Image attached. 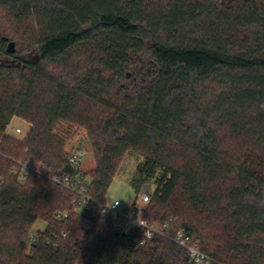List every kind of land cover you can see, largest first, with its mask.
Masks as SVG:
<instances>
[{
  "label": "trees",
  "instance_id": "trees-1",
  "mask_svg": "<svg viewBox=\"0 0 264 264\" xmlns=\"http://www.w3.org/2000/svg\"><path fill=\"white\" fill-rule=\"evenodd\" d=\"M0 6L31 28L26 50L37 55L17 45L9 53L13 39L0 36V57L17 59L0 62V264H194L166 237L180 227L210 264H264V0ZM14 117L32 123L22 140L5 133ZM62 121L88 132L95 167L78 182L98 201L128 152L143 157L130 184L139 193L155 182L144 217L173 218L166 235L141 243L142 228L123 233L89 207L75 210L74 192L41 172L18 180L16 161L44 164L52 176L78 172L56 133ZM38 219L47 226L34 241Z\"/></svg>",
  "mask_w": 264,
  "mask_h": 264
},
{
  "label": "built area",
  "instance_id": "built-area-1",
  "mask_svg": "<svg viewBox=\"0 0 264 264\" xmlns=\"http://www.w3.org/2000/svg\"><path fill=\"white\" fill-rule=\"evenodd\" d=\"M17 136H26V131L22 126L12 125L10 122L5 130L6 134ZM68 159L70 164L78 171L73 176L70 175H50L49 170L44 164H40L39 168L32 167L30 160L16 161L17 166L13 168V173L17 175L18 180L22 183L26 181L29 175V171L41 172V174L50 178L52 181L62 185L68 190L74 192L75 197L73 200V206L75 210L81 211L84 208L89 207L94 213H96L103 222L112 220L113 224L117 226L123 233H129L134 227H140L144 230V237L140 241L144 243L147 239L152 238L155 234L166 235L165 230L172 226L174 219L171 218L163 223H149L145 217V210L147 204L151 201L153 191L148 188L144 192H139L132 202L129 204H122L120 199H114L112 202H101L88 194V188L86 184H79L78 179L82 172V164L88 154V151L82 148H77L68 152ZM4 177L0 174V186L4 183ZM69 214V211H57L56 217L63 218ZM66 232L60 233L61 237H66ZM31 239L36 241L39 239L38 230L32 229ZM171 241L177 245L186 249L191 256L194 264H210L213 262V257L200 249L199 244L193 241L189 231L180 227L174 230L171 235H166Z\"/></svg>",
  "mask_w": 264,
  "mask_h": 264
},
{
  "label": "rangeland",
  "instance_id": "rangeland-1",
  "mask_svg": "<svg viewBox=\"0 0 264 264\" xmlns=\"http://www.w3.org/2000/svg\"><path fill=\"white\" fill-rule=\"evenodd\" d=\"M26 26V27H25ZM25 24L16 22L9 14L8 10L0 6V36L8 35L16 42L17 47L21 49L22 54L29 59L36 60L37 55L33 52H27L26 47L31 41V28H27ZM28 29V30H27ZM145 37L149 43L153 42V36L147 31ZM0 62L7 64L17 63V59L11 56H1ZM51 67V66H50ZM57 72H61L62 69L56 67ZM131 71V70H130ZM3 82H0V96L4 91L2 87ZM12 125L22 126L26 131H29L32 127V123L22 117H14L12 119ZM10 137L16 140H22L24 136L14 135L13 132H10ZM56 133L61 135H66L67 143L65 145L66 153L77 148H82L88 151V154L82 164V170L84 172L90 171L95 167V154L94 149L91 143V139L88 135L86 128L82 125L75 124L70 121H62ZM228 146L232 151L238 149V143L230 141ZM20 159V158H19ZM143 161V157L133 151L128 152L118 170V174L113 180L111 186L109 187L106 198L108 202H112L114 199H120L122 204H129L132 202L139 193L130 184V179L137 172V169L140 163ZM156 184L153 180L147 181L140 192L146 191L148 188L154 190ZM47 226V222L43 219H38L33 226V229L42 231Z\"/></svg>",
  "mask_w": 264,
  "mask_h": 264
},
{
  "label": "water",
  "instance_id": "water-1",
  "mask_svg": "<svg viewBox=\"0 0 264 264\" xmlns=\"http://www.w3.org/2000/svg\"><path fill=\"white\" fill-rule=\"evenodd\" d=\"M4 39L8 40L9 38L4 36ZM7 51L9 53H14L16 51V42L14 40H8Z\"/></svg>",
  "mask_w": 264,
  "mask_h": 264
}]
</instances>
